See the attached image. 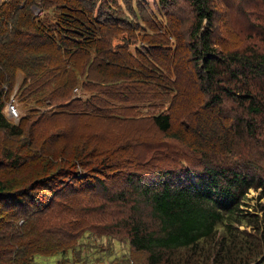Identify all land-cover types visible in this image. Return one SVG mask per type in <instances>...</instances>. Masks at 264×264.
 <instances>
[{
    "label": "trees",
    "instance_id": "16d2710c",
    "mask_svg": "<svg viewBox=\"0 0 264 264\" xmlns=\"http://www.w3.org/2000/svg\"><path fill=\"white\" fill-rule=\"evenodd\" d=\"M212 1L185 0L196 15L187 57L202 98L199 107L188 108L191 119L199 117L197 129L180 124V134L173 135L197 149L200 164L156 147L144 160L124 130L153 108L158 110L142 119L169 132L173 99L162 109L170 93L155 84L176 91L179 82L175 52L168 62L132 49L138 38L155 48L149 52L163 46L159 34L132 36L130 28L137 26L130 16L153 27L140 12L127 9L132 23L100 0H8L0 7V264H33L36 255L74 250L91 225L78 221L83 216L74 214L69 194L80 193L91 180L93 189L104 191L100 179L113 172L133 192L131 219L121 227L149 264H173L187 252L208 250V242L216 249L208 257L212 262L264 264V51L218 46ZM175 2L158 0L167 21ZM32 5L42 12L52 8L53 24L36 19ZM121 24L131 36L115 44L116 36H103ZM18 72L31 80L23 81L22 100L32 97L39 106L55 100L54 111L27 110L18 123L9 122L2 113V86H11ZM77 87L85 96L72 95ZM188 132L191 143L181 137ZM250 190L258 196L248 197ZM126 191H115L112 199H125ZM251 200L253 210L244 209ZM141 205L148 211L145 220ZM119 262L130 264L127 258Z\"/></svg>",
    "mask_w": 264,
    "mask_h": 264
},
{
    "label": "rangeland",
    "instance_id": "374dc122",
    "mask_svg": "<svg viewBox=\"0 0 264 264\" xmlns=\"http://www.w3.org/2000/svg\"><path fill=\"white\" fill-rule=\"evenodd\" d=\"M100 1H103L104 8L105 2L108 1L111 3L112 7L115 8L116 6L121 9L122 12L125 13L124 19L129 22H132L129 20V13L127 12L129 7L133 8L135 12H140L143 18H147L146 20L153 24L152 29L154 30L148 28L147 25H143L140 18L137 20L135 17L130 16L137 26V29L134 27L130 28L131 31L133 30L132 36H155L159 34L162 36L161 40H158L159 44L161 43L163 46L167 44L166 48H171L172 52L171 54L165 52V50L162 49L163 46L159 47L160 45L158 46L159 50H157V52L155 50L149 52L155 48L151 49L146 42L145 45H142L144 39L138 37L137 40L139 42L133 45L132 49H135L136 46L138 52L142 54L153 53L154 59L168 62L172 60L170 55L173 54L174 56V52L176 53L175 60L177 61V67H175V73L177 75V80H179L176 91L172 90L161 81H158V83L161 84H155L158 88L170 93L169 98L171 99H166V101L170 103L166 102V105H164L162 109L166 110L167 106L169 108L173 99V106L170 109L172 115V128L169 132L164 133L158 130V128L152 124L151 120L147 121V119H142L152 115L158 109L151 108L141 111L142 116L140 122L129 124L124 128V130L131 134L133 139L137 141V145H134L137 153H142V158L144 160H150L153 152L163 149L162 151L165 152L166 150L171 154L173 153L175 157L177 154H180L182 157L186 158L187 163L200 164L199 160L201 159V155L196 151L197 149L194 150V148L188 147L173 136L180 134V124L185 127H188L189 123L192 124L193 131H195L199 125V117H197L196 121H194V118L191 119L189 117L191 114L189 113L190 107L198 104L199 100L202 98L197 88V82L194 81L196 77L193 72V61L187 57L189 56L187 55V40L191 25L195 22V13L185 0H177V2L174 3L173 8L169 10V21H167L165 9L158 5V0ZM212 2L215 7L213 36L218 46L230 50H238L243 47L251 46L259 51H264V39H257V36H264V0H213ZM41 10L40 6H31V12L36 19L37 17H43L40 20L45 21L47 25L53 24V21H51L53 9H46V12H42ZM249 23L252 24L253 27L249 25ZM127 30L128 29L121 24L117 30L107 31L103 36H116L115 38L113 37V42L115 44L120 39L131 36L128 34ZM170 36H178L182 42V46L179 41L178 44H176L175 39L170 42ZM47 48L48 47H42L39 49L46 50ZM185 58L186 60H184ZM183 60L186 61V63ZM23 81L31 82L30 78H27L22 72H18L11 86H2L4 94L2 113L6 115L11 124L12 122L13 124L18 123L20 118L25 116L27 110H35L39 111V113H43L54 111L53 108H56L53 104L55 100L49 106L35 105L34 103H36V101L32 97L28 100H22V94L25 91V87H22ZM39 81L40 79H37V82ZM81 92V88L77 87L73 89L72 95L79 96ZM81 95L85 96L83 93H81ZM12 97L19 105L20 118L18 119L11 118L6 111V102ZM154 103L160 104L161 100H156ZM227 106H229L227 108H231L233 105L228 102ZM196 107L199 106L196 105L193 109ZM186 109L187 112L185 111ZM183 113L187 115L185 116L186 118ZM232 114L233 113H229L227 115L228 119L226 120L230 121L232 119ZM190 135V133H184L181 137L184 138V141H187V143H191L194 138H191ZM152 147H156L157 150L152 149ZM183 165L185 169L188 167L186 163H183ZM193 165L195 166V164ZM30 175L33 176V174ZM114 175H116V173H109V176H112V178L102 177L100 179L104 180V183H101V185L105 187L104 191H99V188L93 189L95 181L91 180L87 184V187L80 193L76 195L72 193L69 194V203L74 209V214L79 213L83 216L82 218H77L78 221L84 220L91 225V229L85 231L78 239L77 247L74 250H69L65 253H57L53 256L36 255L33 264H119V261L123 258L129 259L130 264H149L145 253L133 250L129 244L128 236L125 231L126 229L121 227L126 224V218L127 220L131 219L128 215L130 214L129 208L133 204V192L131 191V187H128L129 185L127 183L122 182L123 179L118 178L119 176L115 177ZM25 178L26 177L17 179V181H23ZM21 183L22 182H20V184ZM154 183H157V181ZM124 187L125 190H127L125 192L126 198L120 199L121 197H119L117 200L112 199L114 192H118ZM256 196H258V191L250 190L248 197ZM109 198L111 199L109 200ZM65 199L66 197L63 198L64 201ZM261 202H263V200H261ZM254 203V200L249 201V208L244 207V209L253 210L252 206ZM141 210L145 214L142 216L143 220H145L148 211H146L142 205ZM124 220L125 223H122ZM240 229H247L249 231L251 226H242ZM54 243H56V240ZM208 244H210L208 245V250L187 252L184 257H177L176 261H171V263L219 264V262H212V260L208 258L213 256L216 250L214 249L213 242H208ZM246 244L247 243L244 245ZM236 246L239 247L240 244L238 243ZM201 255H205V257H201Z\"/></svg>",
    "mask_w": 264,
    "mask_h": 264
},
{
    "label": "built area",
    "instance_id": "2783aa9c",
    "mask_svg": "<svg viewBox=\"0 0 264 264\" xmlns=\"http://www.w3.org/2000/svg\"><path fill=\"white\" fill-rule=\"evenodd\" d=\"M8 0H0V7L3 3L7 2ZM77 90V89H75ZM6 111L8 116L11 118H20V110L18 102L12 97L6 102Z\"/></svg>",
    "mask_w": 264,
    "mask_h": 264
},
{
    "label": "bare ground",
    "instance_id": "6f19581e",
    "mask_svg": "<svg viewBox=\"0 0 264 264\" xmlns=\"http://www.w3.org/2000/svg\"><path fill=\"white\" fill-rule=\"evenodd\" d=\"M123 71H124V70H123ZM123 71H122V72H123ZM111 73H112V72H111ZM152 74H153V73H152ZM153 75H154V74H153ZM151 77H152V76H151ZM152 78H153V77H152ZM150 80H152V79H150ZM168 97H169V96H168ZM188 133H189V132H188ZM216 135H217V134H216ZM194 140H195V139H194ZM191 145H192V144H191Z\"/></svg>",
    "mask_w": 264,
    "mask_h": 264
}]
</instances>
